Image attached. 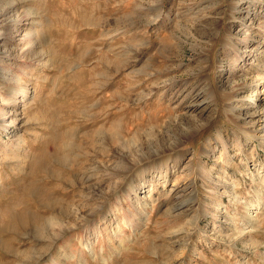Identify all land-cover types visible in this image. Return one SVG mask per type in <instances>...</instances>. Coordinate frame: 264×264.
Wrapping results in <instances>:
<instances>
[{
	"label": "rangeland",
	"instance_id": "374dc122",
	"mask_svg": "<svg viewBox=\"0 0 264 264\" xmlns=\"http://www.w3.org/2000/svg\"><path fill=\"white\" fill-rule=\"evenodd\" d=\"M12 81L0 264H264V0H0Z\"/></svg>",
	"mask_w": 264,
	"mask_h": 264
},
{
	"label": "bare ground",
	"instance_id": "6f19581e",
	"mask_svg": "<svg viewBox=\"0 0 264 264\" xmlns=\"http://www.w3.org/2000/svg\"><path fill=\"white\" fill-rule=\"evenodd\" d=\"M5 12V11H4ZM26 34V33H25ZM27 36H33V34L32 33H28V35ZM26 36V37H27ZM28 42L30 43V44H32V40H28ZM31 49V48H30ZM5 78V77H4ZM4 78H3V80H4ZM6 79V78H5ZM13 79V78H12ZM16 84H18V83H16V82H13L12 81V84H10V86L8 87L9 89H8V93L7 94H9V95H11L10 97L11 98H6V97H4V96H2L1 94V92H0V102H2V101H6V103H12L13 105L14 104H16L17 102H16V93L17 92H20L21 94H23V96H24V99H26L27 98V96H28V91H27V87H26V85L25 84H19V85H16ZM15 94V95H14ZM8 111V110H7ZM6 114V112H4V111H2V112H0V115H2L3 116V118L2 119H0V129H4V130H8V125L11 123H15L16 122V120H17V115L16 114H14V112H13V114H14V118H11V120H9V122L8 123H6V119H5V115ZM13 126V125H12ZM14 136H15V133H14ZM263 137H264V134H263ZM12 142V141H11ZM11 142H8L7 144H6V148H5V152H8L10 149H11V147L13 146L12 144H11ZM263 143H264V141H263ZM15 147L18 149V142H16L15 143ZM144 192H148L147 191V189L146 190H144ZM260 195V194H259ZM137 197V200H140V197L139 196H136ZM259 198V197H258ZM245 206H247V205H245ZM243 213V212H242ZM245 213H246V211H245ZM244 214V213H243ZM250 215V214H249ZM251 217V216H250ZM245 218L247 219V218H249V216H245ZM252 218V217H251ZM250 219V218H249Z\"/></svg>",
	"mask_w": 264,
	"mask_h": 264
}]
</instances>
